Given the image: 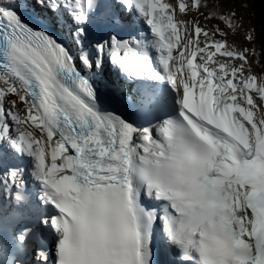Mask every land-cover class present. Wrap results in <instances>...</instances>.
Instances as JSON below:
<instances>
[{"label":"snow or ice","instance_id":"6c2138e0","mask_svg":"<svg viewBox=\"0 0 264 264\" xmlns=\"http://www.w3.org/2000/svg\"><path fill=\"white\" fill-rule=\"evenodd\" d=\"M237 3L0 0V264H264Z\"/></svg>","mask_w":264,"mask_h":264},{"label":"water","instance_id":"95a60500","mask_svg":"<svg viewBox=\"0 0 264 264\" xmlns=\"http://www.w3.org/2000/svg\"><path fill=\"white\" fill-rule=\"evenodd\" d=\"M242 3H248L249 8L245 9L241 7ZM237 12L244 18L245 26L255 25L259 31L261 27V21L264 19V0H240V3L235 4ZM254 13V15H253ZM264 59V54H261Z\"/></svg>","mask_w":264,"mask_h":264},{"label":"bare ground","instance_id":"6f19581e","mask_svg":"<svg viewBox=\"0 0 264 264\" xmlns=\"http://www.w3.org/2000/svg\"><path fill=\"white\" fill-rule=\"evenodd\" d=\"M243 43V42H242Z\"/></svg>","mask_w":264,"mask_h":264},{"label":"rangeland","instance_id":"374dc122","mask_svg":"<svg viewBox=\"0 0 264 264\" xmlns=\"http://www.w3.org/2000/svg\"><path fill=\"white\" fill-rule=\"evenodd\" d=\"M242 43V42H241Z\"/></svg>","mask_w":264,"mask_h":264},{"label":"trees","instance_id":"16d2710c","mask_svg":"<svg viewBox=\"0 0 264 264\" xmlns=\"http://www.w3.org/2000/svg\"><path fill=\"white\" fill-rule=\"evenodd\" d=\"M264 17V16H263Z\"/></svg>","mask_w":264,"mask_h":264}]
</instances>
